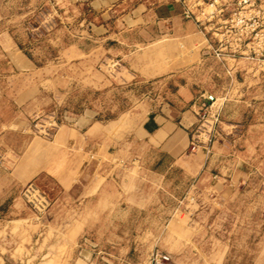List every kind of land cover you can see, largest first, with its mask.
<instances>
[{
  "label": "rangeland",
  "instance_id": "374dc122",
  "mask_svg": "<svg viewBox=\"0 0 264 264\" xmlns=\"http://www.w3.org/2000/svg\"><path fill=\"white\" fill-rule=\"evenodd\" d=\"M109 3L0 0V264H149L155 252L220 264L221 246L222 264H253L264 244V0ZM171 5L197 25L198 59L141 77L129 61L142 46L126 32L116 43L111 24ZM159 114L187 125L185 153L208 156V179L130 134ZM125 172L153 189L152 205L123 201ZM196 198L200 226L186 216L198 206H184Z\"/></svg>",
  "mask_w": 264,
  "mask_h": 264
},
{
  "label": "crops",
  "instance_id": "0c3cea01",
  "mask_svg": "<svg viewBox=\"0 0 264 264\" xmlns=\"http://www.w3.org/2000/svg\"><path fill=\"white\" fill-rule=\"evenodd\" d=\"M117 1L109 0L110 7L112 8L114 2ZM189 11L193 14V9H189ZM184 13L185 11L178 5L145 7L144 9L133 8L126 16L115 20V23L111 24V29L115 33L113 35L115 39L112 40H115L116 43H121L120 39H122L123 34L126 32L133 34V37H135L134 40L128 41V44L136 47L142 46L141 54L138 51L129 61L133 64L131 68L141 77L155 78L165 74L167 71L177 70L189 61L194 62L198 59L196 47L201 38L197 25L194 21L184 20L186 18L183 15ZM156 45L160 48L163 46L165 50L163 52L158 51L159 53L154 55L155 57H152L147 53V49ZM182 47H192L193 49H190L193 52L192 55H182ZM151 62L157 64H153V67V65L149 64ZM166 62L169 64L167 71L163 69V67H166ZM158 70L161 71L158 72ZM191 120V123H188L189 125L194 123V119ZM183 125L187 126L182 120L176 123L167 115H152L146 117L141 122L133 120L130 134L133 135L135 140L145 141L149 148L155 149L157 153L169 158V167L178 168L187 178L192 179L200 175L201 178L208 179L210 177V171L206 168L208 156L199 158L197 155H187L185 153L190 144V137ZM116 156L117 158H123L127 156V153L118 151ZM236 173L238 176L239 171ZM123 174L121 195L125 203L135 208L143 209L155 202L151 187L142 188L141 183L136 177H131L126 172ZM197 188L203 189L201 185H198ZM204 188L207 191L210 186ZM207 192L209 193L210 191ZM209 194L212 197L211 193ZM200 202L198 198L193 200V203L184 202V206H198L196 210L197 214H190L188 212L186 216L191 215V218L196 224L199 223V226L205 214L203 211L198 212L201 208ZM190 234L196 239L202 235L199 232V228H196ZM180 246L182 252H184V245L180 244ZM220 250L219 263L222 264L225 259L226 248L221 246ZM254 257L253 264H264V244L257 247Z\"/></svg>",
  "mask_w": 264,
  "mask_h": 264
},
{
  "label": "built area",
  "instance_id": "2783aa9c",
  "mask_svg": "<svg viewBox=\"0 0 264 264\" xmlns=\"http://www.w3.org/2000/svg\"><path fill=\"white\" fill-rule=\"evenodd\" d=\"M202 108L205 110V113L202 115V119H204L206 117V111L212 108V103L206 100L203 102ZM149 264H179V263L176 261V259H174L172 256H170L167 253L155 252L152 253Z\"/></svg>",
  "mask_w": 264,
  "mask_h": 264
}]
</instances>
